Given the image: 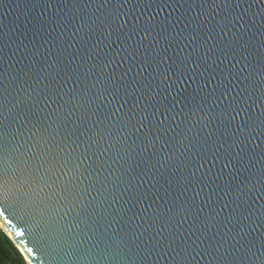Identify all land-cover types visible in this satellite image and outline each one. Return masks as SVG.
Listing matches in <instances>:
<instances>
[{"label": "water", "instance_id": "water-1", "mask_svg": "<svg viewBox=\"0 0 264 264\" xmlns=\"http://www.w3.org/2000/svg\"><path fill=\"white\" fill-rule=\"evenodd\" d=\"M230 3L229 7L223 0H170L168 7L161 8L151 0H140L138 5L136 0H51L48 4L0 0V122L14 154L31 156L51 147L56 151L64 149L62 157L72 149V155H79L89 136L95 138L98 130H107L109 122L119 127L123 113L148 102L146 97L137 99L148 89L132 91L131 85L137 81L149 85L156 99L166 96L170 107L175 103L174 97L187 98V107L176 103L163 130L150 134L154 143L145 146L146 129L136 133L129 127L114 133L127 137L126 143L133 149L124 160L113 163L115 150L105 152L104 143L95 155L89 152L90 159L83 162L82 167L96 168L106 161L105 176L114 169L115 176L125 173L115 187L110 182L103 189L99 184L95 190L89 189L77 202L76 210L65 217L80 221L78 225L73 221L72 231L81 239L92 237L85 239L87 246L97 237L104 241L101 248L111 241L119 244L122 260L112 264H232L242 251L230 247L239 248L233 240L239 239L236 233L248 232L257 238L264 234L259 223L248 222H244L241 232L235 219L228 222L235 204L224 207L236 201L238 195L234 190L229 192L228 173L235 175L233 169L246 168L247 160L243 165L233 161L219 179L217 173L226 161L213 162L211 153L201 161L203 167L195 170V177L190 175L193 169L188 166L196 151H187L191 144L208 140L211 145L219 136V132H214L215 124L209 123L210 104L200 111L205 94L203 77H190L211 65L208 71L215 69L229 79H242L249 72L257 84L264 79L259 63L264 56V0H238V6L233 0ZM117 7L120 22L129 21L119 40L105 19ZM225 16L232 24L229 31L221 34ZM132 22L141 25V30L130 31ZM194 60L199 66L192 63ZM183 67L191 70L176 79ZM229 73L233 76L229 77ZM115 88L120 89L118 95ZM252 111L258 112L259 106ZM209 133H213L210 139ZM262 148L264 137L248 142L249 155L255 157L253 172L264 164L260 159ZM238 151L235 148L233 155ZM68 167H72L71 161ZM68 175L65 173L62 179ZM82 183L87 186L89 181ZM17 187L10 186V195L21 201V207L16 213H0V228L29 264H52L44 248L52 243L50 217L56 218L57 213L62 216L67 207L58 206L42 219L29 211L28 198L20 195L25 189ZM169 208L175 215L161 233ZM180 220L183 223H178ZM55 223L63 225L64 220L56 218ZM173 233L176 243H172ZM184 237H189L190 245L186 260L173 251H179L177 245ZM249 238L246 236L245 240ZM66 252L70 254L68 249ZM98 264H108V260Z\"/></svg>", "mask_w": 264, "mask_h": 264}, {"label": "snow or ice", "instance_id": "snow-or-ice-1", "mask_svg": "<svg viewBox=\"0 0 264 264\" xmlns=\"http://www.w3.org/2000/svg\"><path fill=\"white\" fill-rule=\"evenodd\" d=\"M36 2L37 4H48L51 3V0H36ZM123 2L128 3L129 0H123ZM151 2L155 3L157 7L166 8L169 6L170 0H151ZM204 2L206 3L207 0H204ZM233 2H237L238 6V0H233ZM136 3L138 5L140 0H136ZM223 3L229 7L231 6L230 0H223ZM248 7L251 8L252 5L249 4ZM119 17L120 11L119 7H117L115 13L105 18L108 27L117 33V40L120 39V33L129 24V21L121 23ZM136 20H139V17H136ZM132 23L133 27L130 31L135 33L141 30V25L135 24V22ZM230 24H232V21L228 20L227 16H225L221 34L230 30ZM193 39L195 40V37ZM209 39H212V37H209ZM165 51L167 50L165 49ZM160 62L163 61L161 60ZM192 63L198 65V60H194ZM259 63L261 70L264 71V56L260 57ZM210 67L212 66L209 65L208 68ZM208 68H205L204 72L194 74L190 79H195V75L203 77L202 88L205 94L201 97L203 103L200 106V111H203L204 107L210 104V108L208 109L210 116L209 123L215 124L214 132H219V136L211 145H209L208 140L199 145H190L187 151L196 149L194 155L188 161V166L193 169L190 175L195 177V170L203 167L201 161L209 153L212 155L213 162L222 159L226 161V163H223L220 172L217 173L216 179H219L223 175L224 170L228 169L229 165L233 164V161H236L238 165H243L244 161L247 160L248 166L246 168L233 169L235 175H233V172L228 173L230 177L228 182L229 192L234 190L238 195L236 201H232L224 205V207L229 208L232 207V204H235V207H232V212L229 214L228 222L231 223L235 219L236 224L241 225V232H243L244 222H248L249 225L259 223L261 227H264V203H258L264 200V164L257 171L253 172L251 169L255 157L249 155V150L247 149L248 142L253 140L254 137H264V79H261L257 84L252 79L253 74L251 72L242 79L240 77L229 79L215 69L208 71ZM190 70L187 67H183L176 76V79L188 75ZM205 73L207 74L205 75ZM232 76L233 74L229 73V77ZM233 80L238 82L234 83ZM172 82L175 83V80ZM131 87L133 92L138 91L140 88L148 89L147 93H143L140 97H137L138 100L146 97L148 102L144 103L142 108L137 104L132 109H129L127 113H123L122 119L119 121V127H114L109 122L105 126L107 130H98L95 133V138L89 136L83 142L86 145L84 151L79 155H72V152H75V149H72L62 157L60 153L64 152V149L61 148L59 151H56L51 147H45L43 151L38 150L32 153L31 156H25L24 153L14 154L3 131V124L0 122V213H16L21 207V201L14 199L10 195V186L12 185L18 186L17 189H25L20 195L28 198L29 203L27 207L29 211L40 215L42 219L46 214L54 212L58 206L60 208L67 207V211L62 216L57 213L56 217L59 220H64L63 225H56V218L50 217L52 220L50 224L52 243L51 245H44V248L45 255L51 257L52 264H98L99 261L105 259L108 260V264H112L113 261L122 260L119 244L111 241L105 244L104 248H101L100 244L104 241L97 237L91 246H87L85 245V239H92V237L81 239L77 232L72 231L73 221L77 225L80 221L76 220L75 217L72 218V221L65 220V217L70 216L71 212L76 210L77 202L89 189L95 190L94 186L97 184L103 189L110 182L115 187L117 182H121V177L125 175V173H121V176H115L116 170L114 169L105 176L106 161L96 168H92L91 165L82 167L84 160L90 159L89 152L95 155V152L99 151L103 147V144L106 143L107 148L104 151L111 153L114 149L115 159L113 163H119L133 149L127 145V137L114 135V133L118 134L129 127L136 133H140L141 129H146L147 131L143 133V137L146 142L145 146H147L148 143H154L150 139V134L153 130L161 131L164 125L168 123L170 114L174 110L176 103H185L187 107V103L185 102L187 98L185 100H177L174 97L175 103L170 107L169 103L165 102L166 96L156 99L151 94L149 85H142L137 81ZM119 91V88L114 89L117 95ZM125 94H129L127 89H125ZM158 95L156 94V96ZM126 103L127 100H125ZM257 105L259 106V111H252ZM2 107L3 104L0 103V108ZM123 107L124 105L122 104L120 109H123ZM237 117H240V119L237 120ZM212 136L213 133H209V139ZM140 138V135H138L137 139L139 140ZM39 143L40 141H37V144ZM79 147L80 145L77 144L76 148ZM235 148H239V151L233 155ZM122 152L123 155L121 154ZM111 158L110 155L109 159ZM260 159L264 161V148L261 149ZM70 161L72 162L71 168L68 167ZM65 173H69V175L67 179H62ZM84 180L89 181L87 186L82 183ZM128 184L129 188L134 187L131 184V178H129ZM129 188H126L125 191H128ZM237 201L240 202L237 203ZM167 214L163 218L165 223L164 227L160 230L161 233L168 228L175 215L172 208L167 209ZM234 214H238V216ZM85 223L87 224L86 221ZM178 223H183V221L180 220ZM236 236L239 239L233 237V240L235 241V245H239V248L232 245L230 247H233V251L241 249L242 251L240 256L234 257L232 264H242L244 261L251 262L253 259L258 261V264H264V234H259L257 238L256 235H251L248 232L243 233V235L238 232ZM246 236L250 238L245 240ZM188 239L189 237H184L180 241V244L177 245L179 251L173 250L175 256H180L182 260L187 259V255L185 254L190 247L187 244ZM241 241L244 242L241 243ZM172 243H176L175 233L172 234ZM222 243L223 239L217 242L215 248L218 249ZM181 244L184 246L181 247ZM168 247H171V244ZM66 249L70 251V254L66 252ZM224 255L226 256L227 252Z\"/></svg>", "mask_w": 264, "mask_h": 264}, {"label": "trees", "instance_id": "trees-1", "mask_svg": "<svg viewBox=\"0 0 264 264\" xmlns=\"http://www.w3.org/2000/svg\"><path fill=\"white\" fill-rule=\"evenodd\" d=\"M0 264H29L11 238L0 228Z\"/></svg>", "mask_w": 264, "mask_h": 264}]
</instances>
